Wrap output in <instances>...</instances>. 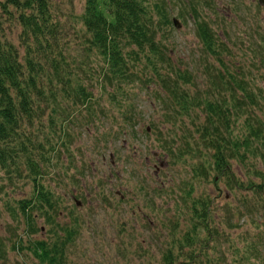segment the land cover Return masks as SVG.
I'll use <instances>...</instances> for the list:
<instances>
[{
	"label": "rangeland",
	"instance_id": "374dc122",
	"mask_svg": "<svg viewBox=\"0 0 264 264\" xmlns=\"http://www.w3.org/2000/svg\"><path fill=\"white\" fill-rule=\"evenodd\" d=\"M85 1L47 3L74 72L93 90L95 116L63 101L65 112L54 107L60 114L52 116L56 124L48 122V107L39 120L21 125L51 207L35 199L22 153L16 151L17 164H0V264H50L53 252L41 254L36 242L47 244L44 252L58 243L61 264H264V187L260 193L231 189L227 176L215 170L207 179L195 177L199 161L210 162L213 150L197 141L195 125L204 124L206 114L189 100L196 92L225 108L242 103L231 111L227 134L233 137L244 138L248 122L264 125V0L144 3L152 25L159 22L155 3L167 11L170 24L155 29L164 57L158 71L168 83L189 74L176 87L186 96L180 104L190 106L187 114L172 108L171 96L157 77L153 81L144 59L134 69L140 80L125 86L127 95H118L124 107L112 102L108 88L97 83L102 59L86 49L80 20ZM18 13L0 0V42L12 44L22 58ZM198 22L206 23L222 61L205 52ZM238 85L255 102L250 109ZM231 166L236 179L263 182L264 149L242 163L233 159ZM206 197L212 202L211 238L196 214Z\"/></svg>",
	"mask_w": 264,
	"mask_h": 264
},
{
	"label": "trees",
	"instance_id": "16d2710c",
	"mask_svg": "<svg viewBox=\"0 0 264 264\" xmlns=\"http://www.w3.org/2000/svg\"><path fill=\"white\" fill-rule=\"evenodd\" d=\"M7 2L19 10L17 19L22 27L21 38L25 45V53L20 58L12 44L0 42V164L3 166H8V162L17 164L16 151L22 153L26 157L27 168L35 183V199L51 207L50 193L36 178L40 168L32 158L33 153L29 148L33 146L32 141L23 134L21 125L24 123L31 125L35 119L39 120L45 115L48 107L53 108L48 122L56 124L52 118L53 115L58 114L54 107H60L59 110H62L60 113L65 112L61 108L63 101L68 107H83L92 118L95 116L97 101L93 90L87 87L73 70L66 53V43H62L58 36L59 25L52 20L47 0H7ZM146 2L147 0L85 1L80 20L88 35L85 37L86 49L98 54L103 62V66L98 71L97 83L102 90L108 88L106 95L112 102L118 107H124L118 95H127L125 86L140 80L135 75L134 69L144 59L148 66L153 68L155 74L153 81L157 77L156 81L171 96L172 108L176 112L187 114L191 110L190 106L185 103L180 104L181 101L187 100L186 96L182 93L178 94L176 87L177 80L190 79L189 74L186 72L178 74L177 80L168 83L158 71L159 63L164 61V57L162 46L155 42V29L161 24L168 26L170 19L165 6L157 2L154 4V9L158 13L159 22L157 26L152 25ZM197 33L205 52L222 61L214 37L206 23H197ZM237 87L247 93L245 108L250 109L255 104L251 101V95L246 88H240L241 85ZM189 100L206 114L205 123L195 125L196 132L200 133L197 141L205 149L213 150L210 162L199 161L195 168V177L207 179L209 172L215 170L218 176H227L228 182L232 185L231 189H252L255 193L262 192L264 174L261 176L263 182L256 183L249 180L246 184L235 178L231 161L239 159L242 163L249 155H256L261 147L264 149V125L261 123L253 125L248 122L246 136L239 139L227 132L230 130L231 111L241 109L242 103L239 102L240 105L235 104L232 108H225L221 102L204 99L196 92ZM196 151L198 152L199 149H195ZM16 169L15 173L21 171L19 167ZM214 182L216 183L215 178ZM211 205V198L206 197L199 202L200 210L195 209L197 218L201 224L203 223L202 226L210 238L214 235L210 226ZM59 244L63 245L64 242ZM35 246L41 254L47 255L48 252H53L50 264H61L58 255H61L62 247L58 246V243H53V250L47 252L43 251L44 246H47L44 242H36Z\"/></svg>",
	"mask_w": 264,
	"mask_h": 264
},
{
	"label": "water",
	"instance_id": "95a60500",
	"mask_svg": "<svg viewBox=\"0 0 264 264\" xmlns=\"http://www.w3.org/2000/svg\"><path fill=\"white\" fill-rule=\"evenodd\" d=\"M260 2H263V0H260ZM172 21L176 28H179L181 26L180 22L176 18H173Z\"/></svg>",
	"mask_w": 264,
	"mask_h": 264
}]
</instances>
